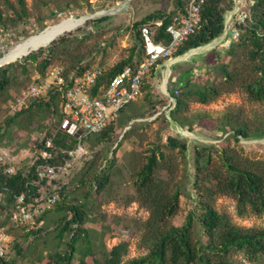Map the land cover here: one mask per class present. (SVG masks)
Returning <instances> with one entry per match:
<instances>
[{"label":"rangeland","instance_id":"374dc122","mask_svg":"<svg viewBox=\"0 0 264 264\" xmlns=\"http://www.w3.org/2000/svg\"><path fill=\"white\" fill-rule=\"evenodd\" d=\"M127 1L90 0L89 4H85L77 0H25V5L21 6L19 0H0V58L42 32L44 27L86 15L104 14V11L117 7L116 14L110 15L109 20L96 26L79 25L70 31L71 35L68 34L70 32L64 34L65 43L56 46L51 53L52 66H61L67 71L79 67L109 69L129 56L135 43L133 25L136 22L156 11L171 12L176 3V0ZM69 3L74 6L73 9L68 8ZM198 53L201 55L195 54L189 59L180 56L182 60L174 64L166 75H163L165 67L157 65L156 75L150 84V98L147 99V93H144L121 112L116 121L113 142L93 137L86 144L85 156L68 173L58 175V185L52 189L45 188V197L56 195L60 205L65 206L46 214L40 225L42 234L28 235L27 230L10 220L6 211L0 212V228H4L10 237L7 246L10 261L46 264L56 253H64L72 233L67 231L60 237L61 229L66 224L64 219L73 216L68 206L78 202L88 206L86 227L90 232L93 253L101 264H107L113 247L119 244L124 247L121 264H129L148 255L160 226L152 223L154 202L138 191L135 182L137 173L152 150L164 154L156 173L159 201L176 191L181 196L179 213L169 218L167 224H162L163 228L180 227L195 208L196 148L215 147L218 152L226 149L244 165L264 176V138L238 139L233 130L237 121L248 125L252 132L264 128V103L250 100L241 82L232 87L223 73V66L227 65L230 70L241 71V77L254 76L249 50L236 47L233 56L222 47L210 53L207 50H199ZM15 63L10 70L12 81L0 96V126L20 110L16 109L18 100L35 76L34 65L28 63L25 71L22 58ZM187 79H192L194 85L226 90L207 104L197 99L189 101L184 115L191 122L190 130L176 123L172 115L170 117L168 106L174 84ZM56 123L48 110L32 109L19 117L10 128L0 132V158L4 157L2 161L14 165L16 169L28 170L37 159V145L43 142L48 130L57 126ZM171 136L185 142L187 151L170 148L168 139ZM104 175L108 176V183L100 192L96 184L82 182ZM62 189H66L65 198L59 194ZM89 193L90 198L86 197ZM212 200L216 210L233 225L264 228V217L239 216L237 202L231 196L216 192ZM195 236L196 239L202 237L200 228L196 229ZM18 249L22 252L21 256ZM83 254L84 246L80 243L75 261L83 258ZM232 259L236 264H264V257L259 263H250L242 253H235ZM87 260L92 264L90 258Z\"/></svg>","mask_w":264,"mask_h":264},{"label":"trees","instance_id":"16d2710c","mask_svg":"<svg viewBox=\"0 0 264 264\" xmlns=\"http://www.w3.org/2000/svg\"><path fill=\"white\" fill-rule=\"evenodd\" d=\"M24 1L19 0V4L24 6ZM78 1L85 4L90 2V0ZM190 1L176 0L175 8L171 12L167 10L156 11L136 22L133 25L135 43L129 56L113 67L105 69L94 92L97 93L102 86L106 87L116 75L123 72L126 68L131 67L136 70L142 64L145 59L144 41L140 33L142 25L153 24L157 21L162 22V26L157 29L156 40L164 39L168 43L170 38L165 33L167 26L173 22L175 17L186 14V8ZM250 1L252 3H250L248 8L249 17L245 24L238 26L240 31L239 38L231 40V45L228 48L220 44L208 52H213L218 47H222L233 56L236 47L248 49L255 75L241 77L243 76L241 71L230 70V67L224 65L225 80L232 87L237 86L241 82V87L245 89L250 100L264 103V0ZM199 2H201V22L199 27L195 34L189 36L181 45L175 56H182L193 49L210 44L220 38L225 31L226 15L233 9L234 0H199ZM67 6L70 9L74 8L70 3ZM9 8L12 9V6L9 5ZM0 18H2L1 13ZM109 19V16L101 19H92L84 25L87 24V27L96 26L102 21ZM71 33L68 34L71 35ZM65 39L64 35V37L57 39L59 41H52L48 45L49 48L46 46L47 50L46 47H43L23 57L24 70L26 71L25 66L29 63L35 66V74L38 73L42 77L46 76L48 70L53 67L51 64V53L54 52L56 46L65 43ZM15 64L14 62L0 67V96L12 81L10 70ZM156 67L150 71L143 82L142 96L147 93V99L150 98L151 92L149 89L156 75ZM89 69L91 68L79 67L73 71H66L68 75L73 74L78 77ZM203 71L206 72L207 70ZM195 75L197 74L195 73ZM174 85L169 96L170 117L172 115L176 123L181 124L188 130L191 128V122L184 113L188 111L189 101L197 99L200 103L207 104L220 97L226 91L207 85H194L192 79L179 80ZM171 98L175 100V107L172 109ZM63 102L62 93L57 89L51 90L42 97L29 99L24 108L18 110L11 119L6 120L4 125L0 126V132L10 128L13 122L24 114L29 113L32 109L50 111L57 122V126L48 130L45 139L37 147L39 150L42 149L46 139L52 137L55 146L53 152L57 155L55 156L57 158L51 161V164H57L65 158L60 154L62 150L73 149L78 142L74 137L60 129L64 118ZM198 118L200 117H195L194 119ZM116 121L110 123L100 134L85 137L83 139L85 147L87 142L93 137H97L99 141L113 142L114 134L117 130ZM257 129L252 132L248 125L238 121L233 125V130L238 139L264 138V128ZM222 130L224 129L222 128ZM168 145L172 149L187 151V144L172 136L168 139ZM194 155L196 172L194 188L197 195L195 208L190 211L183 225L180 227L166 226L165 228L161 227L162 224H167L169 218L179 213L181 196L180 192L176 191L173 195L164 196V199L159 201V186L156 180V173L159 171L160 162L164 158V154L158 150H152V153L147 156L146 162L137 173L135 185L140 193L146 194L147 200L154 202L152 223L160 226V229L157 232L150 253L139 259L132 260L129 264H236L232 259L235 253L244 254L250 263H259L261 258L264 257V228H243L233 225L226 216L221 215L216 210L212 200L216 192L229 195L237 202L239 216L253 215L264 217V176L244 165L226 149L218 152L215 147L196 148ZM42 164L43 162L37 155L36 161L28 170L16 169L12 165L15 168V173L9 174L7 170L10 165L0 161V195L2 196L0 212L6 211L10 220L11 214L16 207L17 197L24 194L30 200L41 199L45 197V188L52 189L53 186L58 185L56 179H40L37 170ZM86 181L96 184L98 192H100L106 188L108 176H93L89 180L86 179L82 182ZM65 191L66 189L59 191L60 196L63 198H65ZM90 196V193L86 195L88 198ZM64 206L60 205L58 199L55 206L39 219L38 227L33 230H27V227L16 225L27 230L28 235H40L43 231L40 225L44 221L46 214L53 209H61ZM68 210L73 216L71 219H64L66 224L61 229L60 237L67 231H71L72 237L67 243L66 251L64 253H56L49 258L46 264H90L87 258L91 259L92 264H101L93 253L90 232L86 227L89 217L87 204L84 202L71 204V206H68ZM197 228L202 230L203 238L196 239ZM80 243L84 246V256L76 262L75 259ZM17 251L19 256H21L22 252L19 249ZM123 251L124 247L122 244L114 246L106 263L121 264ZM8 252L6 250L5 256L0 258V264H18L16 260H9Z\"/></svg>","mask_w":264,"mask_h":264},{"label":"built area","instance_id":"2783aa9c","mask_svg":"<svg viewBox=\"0 0 264 264\" xmlns=\"http://www.w3.org/2000/svg\"><path fill=\"white\" fill-rule=\"evenodd\" d=\"M250 3H252L250 0H234L233 9L226 15L223 35L204 48L213 49L220 44L228 48L231 40H237L240 36L238 26L245 24L249 17ZM200 22L201 2L191 0L186 8V14L175 17L167 26L165 33L170 38L168 43L164 39L156 40L157 29L162 26V22L142 25L140 33L145 48L144 61L136 70L131 67L126 68L106 87H100L97 93L94 90L105 72V69L101 67L91 68L78 77L73 74L68 75L66 69L61 66L52 67L44 77L36 73L23 97L18 100L16 109L24 108L29 99L42 97L53 89L59 90L64 101L62 107L64 118L60 129L78 141L73 149L62 150L60 154L65 157L63 161L51 164L57 155L53 152L55 149L53 138H47L44 147L38 152L43 162L37 170L40 179L54 180L59 174L68 173L73 165L86 154L83 139L100 134L110 123L118 119L122 110L142 96L143 82L155 66L165 67L163 75H166L173 64L182 60V57L175 55L186 39L195 34ZM198 50L200 48L193 49L184 56H189ZM171 104L172 109L175 107L173 98H171ZM2 160L4 157L0 158L1 162ZM7 172L14 174L15 168L10 164ZM16 200L11 221L27 227V230H33L38 227L39 219L55 206L58 197L52 195L30 200L22 194ZM9 242V234L4 228H0V258L5 256Z\"/></svg>","mask_w":264,"mask_h":264},{"label":"bare ground","instance_id":"6f19581e","mask_svg":"<svg viewBox=\"0 0 264 264\" xmlns=\"http://www.w3.org/2000/svg\"><path fill=\"white\" fill-rule=\"evenodd\" d=\"M79 25V21L73 19L48 27L44 32L32 36L30 39L25 40L17 47L11 49L5 56H3L4 58H0V66L16 62L32 51H37L40 48L48 46L52 41L70 31H73Z\"/></svg>","mask_w":264,"mask_h":264},{"label":"water","instance_id":"95a60500","mask_svg":"<svg viewBox=\"0 0 264 264\" xmlns=\"http://www.w3.org/2000/svg\"><path fill=\"white\" fill-rule=\"evenodd\" d=\"M130 0H128L127 2H129ZM125 5H126V3H124ZM117 7L116 8H113V9H111V10H109V11H104V14H95V15H86V16H82V17H80V18H77L76 20L77 21H79V23H80V25H83V24H85L87 21H89V20H92V19H96V18H99V17H105V16H110V15H114V14H116V12H117ZM45 30H47V28L46 29H44L42 32H44ZM41 32V33H42ZM31 38V37H30ZM30 38H28V39H30ZM27 39V40H28ZM52 43V42H51ZM50 43V44H51ZM49 44V45H50ZM207 45H205V46H203V47H199L200 49H202V48H204V47H206ZM32 52H34V51H32ZM32 52H30L29 54H27L26 56H28V55H30ZM25 57V56H24ZM4 58V57H3ZM2 59V58H1ZM180 61V60H179ZM0 67H2V66H0ZM171 71V70H170Z\"/></svg>","mask_w":264,"mask_h":264},{"label":"crops","instance_id":"0c3cea01","mask_svg":"<svg viewBox=\"0 0 264 264\" xmlns=\"http://www.w3.org/2000/svg\"><path fill=\"white\" fill-rule=\"evenodd\" d=\"M200 50H207V51H210V50H212V49H209V48H203V49H200ZM198 51H199V50H198ZM198 51H197L196 53L189 54V56H187L186 58L189 59L191 56H193V55H195V54L198 55V54L200 53V52L198 53ZM199 55H201V54H199Z\"/></svg>","mask_w":264,"mask_h":264}]
</instances>
